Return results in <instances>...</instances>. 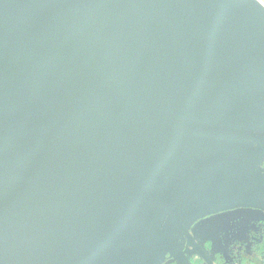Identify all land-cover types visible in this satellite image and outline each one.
Wrapping results in <instances>:
<instances>
[{
  "label": "water",
  "instance_id": "obj_1",
  "mask_svg": "<svg viewBox=\"0 0 264 264\" xmlns=\"http://www.w3.org/2000/svg\"><path fill=\"white\" fill-rule=\"evenodd\" d=\"M263 161L260 0H0V264H213Z\"/></svg>",
  "mask_w": 264,
  "mask_h": 264
},
{
  "label": "flooded vegetation",
  "instance_id": "obj_2",
  "mask_svg": "<svg viewBox=\"0 0 264 264\" xmlns=\"http://www.w3.org/2000/svg\"><path fill=\"white\" fill-rule=\"evenodd\" d=\"M203 220L204 219L194 222L191 227L195 226L198 222L203 221ZM252 229H253V227L248 225V226H245L244 232H238L236 234V238H240L241 241H246L245 244H240L239 243L240 241L239 242L235 241V238H234L233 241H232V244H230V245L227 244V246L226 247L224 246L223 248H221L219 246V244H218V242L216 240V235L213 234V237H214V240H215L214 249L216 251H220V252L222 251L225 254V258L227 260V263L232 264L234 262V260L236 259V257L239 258V259H241V257H243V254L246 253L245 252L246 251L245 247L248 246V244H250V242H252V244H254L253 243V234H252L253 231H252ZM234 231H238V229H236V228L228 229L229 233H233ZM206 236H211V234H206ZM244 239H246V240H244ZM186 245H187V242L184 243V249H185ZM258 247L264 248V240H262L260 242V245L256 244L253 248H258ZM190 248H191V246L189 247V249ZM204 248L206 250V254H207L208 258L212 261V259L209 257L212 253H211V251L209 249L208 244H205ZM250 248L248 249L249 251H250ZM253 248H252V250H253ZM212 256H214V263L213 264H222V258L219 259V257H217L215 253L212 254ZM226 260H225V262H226ZM171 261L172 260H170V257L167 255L165 260H164V262L162 264H173V263H171ZM189 262H190V264H201V262H197V260H194L193 258H189Z\"/></svg>",
  "mask_w": 264,
  "mask_h": 264
},
{
  "label": "rangeland",
  "instance_id": "obj_3",
  "mask_svg": "<svg viewBox=\"0 0 264 264\" xmlns=\"http://www.w3.org/2000/svg\"><path fill=\"white\" fill-rule=\"evenodd\" d=\"M263 4H264V0H260ZM262 170H263V167H262V164L261 166H259ZM259 168V170H260ZM261 172V170L259 171V173ZM263 174H264V171H262ZM256 177V180H254L253 182V190H254V193L252 194V200L255 202L256 200H260L262 201V199H264V177L263 175L259 174L255 176ZM252 186V184H251ZM253 229H252V234H253V243L250 242L249 245V248H253L256 244L257 245H260V242L262 240H264V217L256 220L254 222V225L252 226ZM246 240V239H244ZM246 241H240L239 243L240 244H245ZM247 248V246L245 247V249ZM217 252L216 250L214 251V253ZM219 252V251H218ZM217 257H219V259L222 258V254L220 253H215ZM210 258L212 259V262L214 261V256H210ZM223 261H224V258H223ZM227 261V260H226ZM197 262H200L199 259H197ZM214 263V262H213Z\"/></svg>",
  "mask_w": 264,
  "mask_h": 264
},
{
  "label": "crops",
  "instance_id": "obj_4",
  "mask_svg": "<svg viewBox=\"0 0 264 264\" xmlns=\"http://www.w3.org/2000/svg\"><path fill=\"white\" fill-rule=\"evenodd\" d=\"M259 209H257L255 212L254 217L256 218V220L264 217V199H262V201H260L259 205H258ZM240 249V248H239ZM238 249V250H239ZM249 249V245L246 248V253L243 254V257H241V259L237 258L234 260V262L232 264H264V248H250ZM220 254H222V264H229L223 261V258L225 257V254L221 251H219ZM214 254V253H212ZM212 254L210 256H212ZM209 256V257H210ZM194 260L199 259L198 256H194L193 257ZM214 262V261H213ZM204 264V263H202Z\"/></svg>",
  "mask_w": 264,
  "mask_h": 264
},
{
  "label": "trees",
  "instance_id": "obj_5",
  "mask_svg": "<svg viewBox=\"0 0 264 264\" xmlns=\"http://www.w3.org/2000/svg\"><path fill=\"white\" fill-rule=\"evenodd\" d=\"M262 167H263V171H264V161H263V163H262Z\"/></svg>",
  "mask_w": 264,
  "mask_h": 264
},
{
  "label": "bare ground",
  "instance_id": "obj_6",
  "mask_svg": "<svg viewBox=\"0 0 264 264\" xmlns=\"http://www.w3.org/2000/svg\"><path fill=\"white\" fill-rule=\"evenodd\" d=\"M262 3V2H261Z\"/></svg>",
  "mask_w": 264,
  "mask_h": 264
}]
</instances>
